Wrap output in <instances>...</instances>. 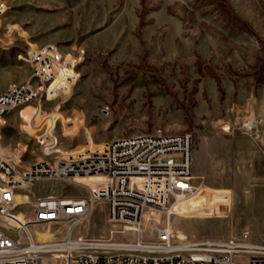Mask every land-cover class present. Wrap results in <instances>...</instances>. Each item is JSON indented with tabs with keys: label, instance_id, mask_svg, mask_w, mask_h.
<instances>
[{
	"label": "rangeland",
	"instance_id": "obj_1",
	"mask_svg": "<svg viewBox=\"0 0 264 264\" xmlns=\"http://www.w3.org/2000/svg\"><path fill=\"white\" fill-rule=\"evenodd\" d=\"M5 2L0 88L28 77L31 66L20 55L32 48L55 43L73 54L86 49L78 80L43 103V118L56 112L71 119L61 118L55 127L63 150L84 146L87 132L95 143L141 133H191V183L204 182L209 202L188 200L171 215L174 242L245 231L264 241V0ZM18 111L7 115L2 145L27 144L22 165L29 166L43 159L41 146L21 129ZM21 193L85 196L88 187L41 179ZM17 210L28 212L29 206ZM168 220L165 212L150 209L139 237L134 232L113 236L108 204L99 201L74 233L90 240L151 243L158 242ZM52 229L63 237L67 226ZM235 264L246 261L237 258Z\"/></svg>",
	"mask_w": 264,
	"mask_h": 264
},
{
	"label": "built area",
	"instance_id": "obj_2",
	"mask_svg": "<svg viewBox=\"0 0 264 264\" xmlns=\"http://www.w3.org/2000/svg\"><path fill=\"white\" fill-rule=\"evenodd\" d=\"M7 11L5 0H0V20ZM85 56L84 48L73 54L55 43L32 48L20 55L31 66L28 77L0 93V264H235L237 258H244L246 264H264V241L246 231L178 244L173 230L160 228L158 242L147 243L149 248L143 251L91 249L87 244L93 240L75 235L74 227L85 222L99 201L107 202L112 227L142 225L150 209L170 218L176 203L198 199L206 206L209 202L202 189L204 182L191 183L195 177L191 133H141L95 143L87 132L83 148L68 152L59 145L56 125L45 120L35 124L41 133L33 136L41 146L42 160L23 166L27 144L3 147L8 113L25 105L43 111L45 100L67 92L78 80V67ZM92 177L98 178L94 184L84 181ZM41 179L86 186L88 194L31 198L21 193ZM18 195L27 198L18 201ZM25 204L28 212L17 210ZM54 225L67 226L63 237H58L61 230H53ZM38 231L53 232L54 237L39 239Z\"/></svg>",
	"mask_w": 264,
	"mask_h": 264
},
{
	"label": "bare ground",
	"instance_id": "obj_3",
	"mask_svg": "<svg viewBox=\"0 0 264 264\" xmlns=\"http://www.w3.org/2000/svg\"><path fill=\"white\" fill-rule=\"evenodd\" d=\"M14 27H15L14 25L10 26V28H14ZM56 97L57 96L55 95L50 100H53ZM18 112H19L21 120H22V123L20 125L21 129L25 130L28 134H30L32 136H34L35 133L36 134L41 133V128L39 130L38 129L36 130L35 129V124L40 125L43 121L47 120L46 122L48 124L56 125V122L58 120H60L61 118H63L61 116V114L53 112V113L48 114V116H47L48 119H44L43 118V114L44 113L42 111L41 112L36 111V108L33 105L22 106L20 111H18ZM62 121L64 123H66V122L71 121V119L63 118ZM41 126H43V125H41ZM69 133H71V130H67V134H69ZM59 145L61 146V142L59 143ZM82 148H83V146L79 147L77 149H74V150H67V151L68 152H78ZM96 180H98V178L92 177V178H86L84 181L87 184H91L92 185V184L95 183ZM203 187H204V184H203ZM203 187H202V189H203ZM26 198L27 197H24L23 199H19L18 201H24ZM184 202H186V201H184ZM184 202L176 203L174 205V207H173L174 214H175L176 210L179 208V206L182 205V203H184ZM151 210H154V209H151ZM145 218H146V213H145L144 219ZM116 227H117L116 225L113 226V229L111 230V234L113 236L117 232H134L139 237L140 232L143 229L142 225H139V224H136V223H125V224H123L121 226L120 230H117ZM167 228L173 230V225H172V222H171L170 218L167 221ZM179 232H180L179 236L182 239L186 238V236L181 231H179ZM81 236H83V235H81ZM53 237H54L53 232H50V231H45V232L38 231V238L39 239H49V238H53ZM138 237H137V239H138ZM148 246H149V244L141 243L139 240H137L135 243L127 244V243L115 242V240H113V238H109V239H106V240L95 239V240H93V242L87 244V247H89L91 249L98 248V247H104V248H107V249H115V250H139V251H143L145 249H148L149 248ZM158 246H159L158 248L161 249L162 245H158Z\"/></svg>",
	"mask_w": 264,
	"mask_h": 264
},
{
	"label": "crops",
	"instance_id": "obj_4",
	"mask_svg": "<svg viewBox=\"0 0 264 264\" xmlns=\"http://www.w3.org/2000/svg\"><path fill=\"white\" fill-rule=\"evenodd\" d=\"M57 39H59V38H56L55 40H52V41H56ZM43 43H46V41L43 42ZM46 44H49V43H46ZM46 44H44V45H46ZM67 48H68V47H67ZM5 89H6V88H0V93H2Z\"/></svg>",
	"mask_w": 264,
	"mask_h": 264
}]
</instances>
